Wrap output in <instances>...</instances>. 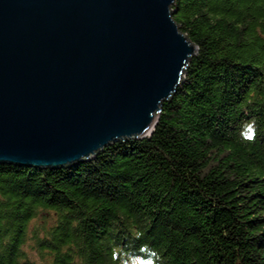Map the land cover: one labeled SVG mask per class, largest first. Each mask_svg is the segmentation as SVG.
Wrapping results in <instances>:
<instances>
[{
    "label": "trees",
    "instance_id": "trees-1",
    "mask_svg": "<svg viewBox=\"0 0 264 264\" xmlns=\"http://www.w3.org/2000/svg\"><path fill=\"white\" fill-rule=\"evenodd\" d=\"M199 49L154 132L57 168L0 163V264H264V0H175Z\"/></svg>",
    "mask_w": 264,
    "mask_h": 264
},
{
    "label": "water",
    "instance_id": "water-1",
    "mask_svg": "<svg viewBox=\"0 0 264 264\" xmlns=\"http://www.w3.org/2000/svg\"><path fill=\"white\" fill-rule=\"evenodd\" d=\"M175 0H0V163L57 168L150 137L199 47Z\"/></svg>",
    "mask_w": 264,
    "mask_h": 264
},
{
    "label": "rangeland",
    "instance_id": "rangeland-1",
    "mask_svg": "<svg viewBox=\"0 0 264 264\" xmlns=\"http://www.w3.org/2000/svg\"><path fill=\"white\" fill-rule=\"evenodd\" d=\"M54 222L53 213H45L40 212L39 216L35 218L30 226V232H29V242L27 243L26 250H28L30 256L37 260L39 264H42V256L38 252V248H36V235L38 232L42 233L46 228H48L52 223ZM127 264H152L151 261L147 259H142L140 257H131Z\"/></svg>",
    "mask_w": 264,
    "mask_h": 264
}]
</instances>
